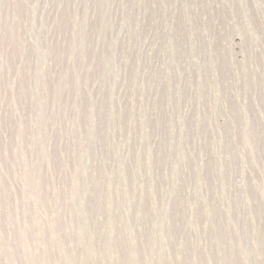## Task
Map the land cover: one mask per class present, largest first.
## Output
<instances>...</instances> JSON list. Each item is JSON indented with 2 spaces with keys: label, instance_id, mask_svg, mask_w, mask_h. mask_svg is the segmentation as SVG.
<instances>
[{
  "label": "rangeland",
  "instance_id": "374dc122",
  "mask_svg": "<svg viewBox=\"0 0 264 264\" xmlns=\"http://www.w3.org/2000/svg\"><path fill=\"white\" fill-rule=\"evenodd\" d=\"M0 264H264V0H0Z\"/></svg>",
  "mask_w": 264,
  "mask_h": 264
}]
</instances>
